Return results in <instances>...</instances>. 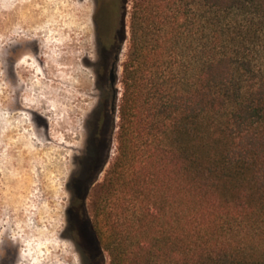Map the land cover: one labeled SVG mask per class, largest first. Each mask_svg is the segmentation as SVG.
<instances>
[{
    "label": "trees",
    "instance_id": "obj_1",
    "mask_svg": "<svg viewBox=\"0 0 264 264\" xmlns=\"http://www.w3.org/2000/svg\"><path fill=\"white\" fill-rule=\"evenodd\" d=\"M117 38L121 97L70 185L86 264H264V0H121Z\"/></svg>",
    "mask_w": 264,
    "mask_h": 264
},
{
    "label": "rangeland",
    "instance_id": "obj_2",
    "mask_svg": "<svg viewBox=\"0 0 264 264\" xmlns=\"http://www.w3.org/2000/svg\"><path fill=\"white\" fill-rule=\"evenodd\" d=\"M117 2L110 17L100 0H0V264H86L70 185L111 61L121 97L130 41L117 38Z\"/></svg>",
    "mask_w": 264,
    "mask_h": 264
},
{
    "label": "flooded vegetation",
    "instance_id": "obj_3",
    "mask_svg": "<svg viewBox=\"0 0 264 264\" xmlns=\"http://www.w3.org/2000/svg\"><path fill=\"white\" fill-rule=\"evenodd\" d=\"M116 63L117 62H115V61L109 62L105 66L103 74H102V83H101L102 97H101V100L103 101V112L106 115V117H105V121L103 123V127L100 131V137L99 138L101 141H103L105 139V137L107 136V134L109 133L111 114L113 112L114 103H115L116 98H117V91H116L117 80H114V76H113V69L117 65ZM102 145H100V149H99L100 161H102V154L104 153V149L102 148ZM72 226L73 227L76 226L75 221L72 223ZM87 254L89 256V259L92 260L94 256L89 251H87ZM101 261H102V258L97 260L95 262V264H101Z\"/></svg>",
    "mask_w": 264,
    "mask_h": 264
},
{
    "label": "water",
    "instance_id": "obj_4",
    "mask_svg": "<svg viewBox=\"0 0 264 264\" xmlns=\"http://www.w3.org/2000/svg\"><path fill=\"white\" fill-rule=\"evenodd\" d=\"M118 60V57L116 58ZM117 65L115 66V68L113 69V76H114V80H117Z\"/></svg>",
    "mask_w": 264,
    "mask_h": 264
},
{
    "label": "bare ground",
    "instance_id": "obj_5",
    "mask_svg": "<svg viewBox=\"0 0 264 264\" xmlns=\"http://www.w3.org/2000/svg\"><path fill=\"white\" fill-rule=\"evenodd\" d=\"M9 106L12 108V103L11 104H9ZM31 182V181H30ZM30 185V184H29Z\"/></svg>",
    "mask_w": 264,
    "mask_h": 264
}]
</instances>
